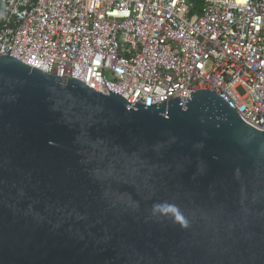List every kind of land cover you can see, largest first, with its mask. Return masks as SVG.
<instances>
[{"label": "water", "instance_id": "water-1", "mask_svg": "<svg viewBox=\"0 0 264 264\" xmlns=\"http://www.w3.org/2000/svg\"><path fill=\"white\" fill-rule=\"evenodd\" d=\"M0 264H264V132L1 56Z\"/></svg>", "mask_w": 264, "mask_h": 264}, {"label": "built area", "instance_id": "built-area-1", "mask_svg": "<svg viewBox=\"0 0 264 264\" xmlns=\"http://www.w3.org/2000/svg\"><path fill=\"white\" fill-rule=\"evenodd\" d=\"M133 106L209 91L264 132V0H0V57Z\"/></svg>", "mask_w": 264, "mask_h": 264}, {"label": "trees", "instance_id": "trees-1", "mask_svg": "<svg viewBox=\"0 0 264 264\" xmlns=\"http://www.w3.org/2000/svg\"><path fill=\"white\" fill-rule=\"evenodd\" d=\"M197 7H200L202 4V0H193Z\"/></svg>", "mask_w": 264, "mask_h": 264}]
</instances>
